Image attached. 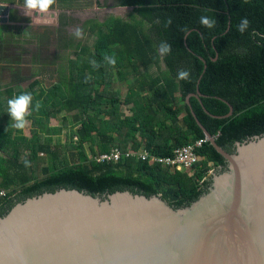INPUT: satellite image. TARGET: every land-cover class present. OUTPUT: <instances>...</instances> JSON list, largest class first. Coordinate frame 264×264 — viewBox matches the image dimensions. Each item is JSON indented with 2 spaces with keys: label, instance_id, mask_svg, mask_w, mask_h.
I'll use <instances>...</instances> for the list:
<instances>
[{
  "label": "trees",
  "instance_id": "trees-1",
  "mask_svg": "<svg viewBox=\"0 0 264 264\" xmlns=\"http://www.w3.org/2000/svg\"><path fill=\"white\" fill-rule=\"evenodd\" d=\"M119 6L135 7L142 22L112 17L104 23H92L95 40L91 46L78 47L69 60L66 80L46 86L35 79L26 87L16 82L0 88V186L11 190L0 202V215L27 197L59 187L100 196L125 189L147 195L161 193L172 205L196 200L210 184V179L202 184L196 180L210 169L209 162L221 168L227 165L209 141L197 149L203 159L195 164L191 175L134 157L97 163L88 160L84 147L89 143L95 154L114 146L122 150L144 146L166 156L178 146L205 139L186 102L183 109L174 107L176 93L185 101L196 92L204 70L198 56L207 62L199 83L202 94L209 96L202 98L206 109L214 115H226L229 107L219 98L234 107L231 117L216 119L191 98L198 119L218 145L233 151L237 142L264 135V0H120ZM201 15L214 18L215 27H203ZM245 17L250 26L240 33L237 25ZM169 18L171 24L165 27ZM144 22L157 31L156 40L145 33ZM184 27L191 31L186 42L195 54L185 46ZM162 41L171 45L169 54L160 53ZM105 55L115 56V66L104 61ZM92 60L100 66L93 68ZM143 68H156V73L144 74ZM181 69L190 71V80L178 78ZM123 70L128 71L124 98L112 87L115 75H122ZM21 93L33 97L32 114L27 117L29 136L12 127L7 113V100ZM37 102L41 105L38 111ZM129 105L131 115L125 113ZM63 113L73 114L79 128L71 131L69 152L59 159L52 137L61 134L62 128L50 124L53 118L67 124ZM114 130L117 135L112 134ZM77 148L79 158L75 159ZM51 158L52 163H48ZM25 159L30 166H25Z\"/></svg>",
  "mask_w": 264,
  "mask_h": 264
},
{
  "label": "water",
  "instance_id": "water-1",
  "mask_svg": "<svg viewBox=\"0 0 264 264\" xmlns=\"http://www.w3.org/2000/svg\"><path fill=\"white\" fill-rule=\"evenodd\" d=\"M10 9L0 4V23L9 21ZM198 57L204 73L207 62ZM203 73L185 102L227 162L204 193L172 205L161 193L128 189L104 196L71 187L43 191L0 215V264H264V135L237 142L233 151L218 145L191 98L216 119L231 117L234 107L219 98L229 107L226 115L206 109Z\"/></svg>",
  "mask_w": 264,
  "mask_h": 264
},
{
  "label": "rangeland",
  "instance_id": "rangeland-1",
  "mask_svg": "<svg viewBox=\"0 0 264 264\" xmlns=\"http://www.w3.org/2000/svg\"><path fill=\"white\" fill-rule=\"evenodd\" d=\"M119 4L120 0H55L52 9L44 13L43 17H36L35 13L25 14L17 9L12 10L10 21L0 23V88L16 82L26 87L35 79L46 86L66 80L69 77V60L75 57L78 47L91 46L95 40L94 32L90 29L92 23H104L112 17L130 23L142 22L134 10L123 8ZM77 27L82 30L80 38L72 34ZM144 31L151 39H157V31L147 22H144ZM162 69H165L164 64ZM127 72L123 70L122 75H115L112 85L123 98L128 91L125 79ZM142 72L147 75L154 74L156 68H143ZM184 104L185 101L180 96L177 106L183 109ZM63 115L67 117V124L54 118L50 124L62 128L61 134L52 137V148L57 151L59 159L69 152L67 145L70 143L71 131L79 128L74 124L73 114ZM30 127L28 121L23 129L25 135H30ZM117 133V130L112 132L113 135ZM127 143L130 145L131 140L127 139ZM84 148L90 159L93 153L89 143ZM76 152L75 159H78L79 148ZM52 159L48 163H52ZM209 168L201 178L196 177L199 184L206 179L211 180L219 167L211 162Z\"/></svg>",
  "mask_w": 264,
  "mask_h": 264
},
{
  "label": "clouds",
  "instance_id": "clouds-1",
  "mask_svg": "<svg viewBox=\"0 0 264 264\" xmlns=\"http://www.w3.org/2000/svg\"><path fill=\"white\" fill-rule=\"evenodd\" d=\"M55 4V0H23L22 8L25 12V14H30L32 12L37 13H47L50 8ZM205 11H211L205 10ZM199 23L208 29H212L215 27L216 20L214 18H211L207 15H201L199 18ZM171 24V19L166 22L165 27L169 26ZM250 26V21L245 17L242 18L240 23L237 25V31L240 33H244ZM182 31L188 35L189 30L187 27H184ZM76 38H80L82 36V30L77 27L75 31L72 33ZM159 51L162 55L169 54L171 52V45L167 42H161ZM104 61L112 66H115L116 59L115 56H104ZM93 68H98L100 65L97 64L95 60L90 61ZM178 78L180 80H190L191 79V73L188 70L181 69L178 72ZM33 97L31 93H21L19 95H14L12 98L7 100V113L10 115V118L15 123L12 125V127L23 130L25 129L28 121L27 117H29L32 113L29 111L30 107L32 106ZM41 105L39 102L35 105V110H39ZM24 164L26 167L30 166V161L25 159Z\"/></svg>",
  "mask_w": 264,
  "mask_h": 264
},
{
  "label": "built area",
  "instance_id": "built-area-1",
  "mask_svg": "<svg viewBox=\"0 0 264 264\" xmlns=\"http://www.w3.org/2000/svg\"><path fill=\"white\" fill-rule=\"evenodd\" d=\"M75 141H78L77 137ZM207 142L208 139L205 137V139L196 140L194 143L178 146L174 148L171 155L166 156L152 153L145 147L139 150L133 148L122 150L119 146H114L110 151L92 154L90 159H88L94 160L97 163H117L126 158L134 157L138 160L148 161L151 164L169 167L171 171H185L191 175L195 171V164L203 159L197 152V149L204 146ZM210 164L211 162H209V165ZM10 191V189L0 187V202L10 196Z\"/></svg>",
  "mask_w": 264,
  "mask_h": 264
},
{
  "label": "crops",
  "instance_id": "crops-1",
  "mask_svg": "<svg viewBox=\"0 0 264 264\" xmlns=\"http://www.w3.org/2000/svg\"><path fill=\"white\" fill-rule=\"evenodd\" d=\"M0 4H8V5H10V8H11L10 9V13H12V10H16V9L19 10L20 13H25L23 8H22L23 0H0ZM50 9H52V8H50ZM10 13H9V21H10ZM32 13H35L36 17H38V16L39 17H43L44 16L43 13L42 14L39 13L40 15H37L36 14L37 12H35V11L32 12ZM180 96H181L180 93H176L175 94V98H174V107L177 108V109H182L179 106H177V103H178V100H179ZM131 108H132V105L126 106V109H125L126 111L125 112H127L126 113L127 115H131Z\"/></svg>",
  "mask_w": 264,
  "mask_h": 264
}]
</instances>
